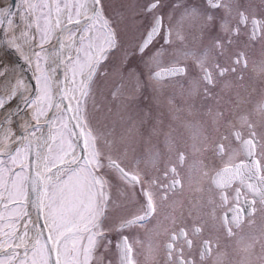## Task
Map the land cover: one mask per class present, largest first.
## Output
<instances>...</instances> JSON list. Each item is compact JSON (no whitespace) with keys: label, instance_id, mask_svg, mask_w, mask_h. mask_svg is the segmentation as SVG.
Segmentation results:
<instances>
[{"label":"snow or ice","instance_id":"6c2138e0","mask_svg":"<svg viewBox=\"0 0 264 264\" xmlns=\"http://www.w3.org/2000/svg\"><path fill=\"white\" fill-rule=\"evenodd\" d=\"M164 8V0H19L13 10L0 0V264H139L140 229L164 236L167 264H208L221 234L237 239L245 218L264 211V131L239 102L234 115L215 112L214 137L199 126L191 145L164 134L131 165L124 138L93 123L109 76L120 81L113 98L124 81L133 93L175 81L207 99L242 82L248 49L264 46V0ZM12 53L15 61L5 59ZM21 60L31 78L18 72ZM255 111L264 115V102ZM190 150L219 164L200 162L208 195L185 213L172 197L191 179ZM159 247L147 244L149 253Z\"/></svg>","mask_w":264,"mask_h":264},{"label":"flooded vegetation","instance_id":"af4514ba","mask_svg":"<svg viewBox=\"0 0 264 264\" xmlns=\"http://www.w3.org/2000/svg\"><path fill=\"white\" fill-rule=\"evenodd\" d=\"M174 2L175 0H164V11L167 12ZM259 2L260 0H254L256 4H259ZM189 43H194L191 37L189 38ZM247 57L248 70L244 73V80L242 82L233 80L232 87L229 89L217 87L213 96L207 99L197 95L196 104L203 108L204 111L191 112L192 121L188 117H179L181 118V124L183 120L184 125H190L191 123L194 124L191 126L201 125L199 127L204 130L205 135L214 137L216 135L213 131V115L215 112L220 109L219 111L234 115L237 111V102H239L238 111L249 114L250 119L256 121L258 132L264 131V127L261 126L264 123V115L255 111V106L264 102V71L260 70L261 66L264 65V46L257 44L250 47L247 51ZM169 83L176 82L171 81ZM154 115L156 114L154 113ZM196 118L201 120L197 121ZM166 123L170 122H165L164 124ZM206 124L207 126H204ZM193 130L195 131L194 128ZM201 161L209 165L213 163L219 164V160L215 159L211 152L189 151L186 173L191 175V179L184 181L183 190L177 192L178 196L175 198L176 201L178 200V208L182 206L185 213H187L189 208H193L196 204L202 202L208 195L207 182L200 176ZM170 210L169 208H163L162 211L167 214ZM147 227L150 229L153 225H148ZM138 233L140 240L143 242L139 246V264H167L166 254L162 247L164 236L162 234L149 236L146 229H140ZM239 237L244 239L241 241ZM253 237L255 238L254 246L251 249L244 250L245 244L253 242L250 239ZM150 239L160 245L159 249L152 253H149L147 249ZM262 244H264V211H261L259 206H257V211L252 216V222H247V218H245V224L239 230L237 239L227 240L221 234L220 254L217 256L214 252V259L210 260L208 264H264V252L261 250ZM102 254H104L103 248L98 252V255Z\"/></svg>","mask_w":264,"mask_h":264},{"label":"rangeland","instance_id":"374dc122","mask_svg":"<svg viewBox=\"0 0 264 264\" xmlns=\"http://www.w3.org/2000/svg\"><path fill=\"white\" fill-rule=\"evenodd\" d=\"M113 2L116 5L134 6L143 3L144 0H113ZM131 11L132 9L129 8L127 13L129 16ZM134 34L133 31H129L127 39L132 40ZM119 82V77L116 75L109 76L100 82L97 93V110L92 112V116L94 124L112 130L115 137H123L128 143L129 165L134 162L136 156L146 153L153 145L159 146L164 138L163 134L172 133L181 140L182 144L191 145L193 143L194 130L190 126L194 124L184 125L183 120L181 124L179 117H188L192 121L191 112H202L204 109L196 104V96L188 95L187 85L183 92L176 83H168L155 90L145 87L133 93V85L124 81L121 94L113 98L111 91ZM196 120L201 119L196 118ZM165 122L170 123L164 124ZM153 128L159 135L149 137L148 132ZM176 196H178L177 193L172 197L174 201H176ZM176 203L178 206V200ZM164 208L169 207L165 205Z\"/></svg>","mask_w":264,"mask_h":264},{"label":"water","instance_id":"95a60500","mask_svg":"<svg viewBox=\"0 0 264 264\" xmlns=\"http://www.w3.org/2000/svg\"><path fill=\"white\" fill-rule=\"evenodd\" d=\"M9 3L13 4V10H15V5H17L19 3V0H9ZM2 39H3V30L0 29V40H2ZM2 55H4V54L2 53ZM5 58L15 61L17 59V56L15 53H12L10 56H5ZM16 67H17L18 72L23 71L26 78H31L32 73L29 70V66L26 65L22 60L20 61V63L18 65H16ZM17 118H19V117H17Z\"/></svg>","mask_w":264,"mask_h":264},{"label":"bare ground","instance_id":"6f19581e","mask_svg":"<svg viewBox=\"0 0 264 264\" xmlns=\"http://www.w3.org/2000/svg\"><path fill=\"white\" fill-rule=\"evenodd\" d=\"M0 55H2V53H0ZM6 59V58H5Z\"/></svg>","mask_w":264,"mask_h":264}]
</instances>
